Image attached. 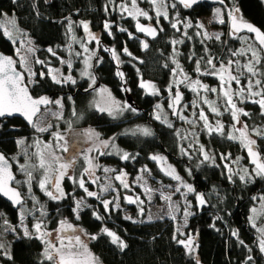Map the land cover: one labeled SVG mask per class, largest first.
Segmentation results:
<instances>
[{
	"label": "trees",
	"instance_id": "1",
	"mask_svg": "<svg viewBox=\"0 0 264 264\" xmlns=\"http://www.w3.org/2000/svg\"><path fill=\"white\" fill-rule=\"evenodd\" d=\"M122 1L0 0V19L4 12L8 13L15 26L37 46L35 54L41 65L36 66L37 81L30 91L34 97L53 94L52 101L61 97L63 112L60 118L52 121L54 131L69 130L71 124L72 130L92 127L101 137H112L121 152L100 154L99 160L114 165L128 180H132L143 168H147L157 180H167L150 158L163 153L183 178L192 184L195 192L203 197V205L194 202L193 214L187 223L188 231L197 233L194 253L188 254L178 243L171 220L132 222L125 219L120 210H106L97 199L85 196V191L76 181L78 171L74 178L63 180L64 198L56 201L42 197L44 214L48 218L46 228L57 230L64 218L77 224L88 235V250L102 264H264V256L257 246V228L251 222L255 200L264 193V177H246L242 181L237 176H230L221 159L227 153H240L242 162L251 168L253 166L248 162L246 151L227 135H209L204 129L194 132L198 145H192L184 137L185 131L178 115L172 117V110L168 114V123L152 115L158 103L162 100L166 103L170 99L173 87L170 91L169 86L176 79L173 76V69L176 68L174 60L183 73L190 78L195 77L198 74L197 61L203 58L201 72L208 67L206 50L217 58V64L221 60L225 63L232 58V52L239 51V35L232 36L225 28L219 39L203 38L196 22L198 17L211 12V4L201 3L186 9L174 0L173 9L165 21L161 19L159 25L152 20L159 29V35L154 40H148L134 32L135 21L121 11ZM139 2L144 6L147 3L146 0ZM224 4L238 9L243 19L264 31L263 0H224ZM174 14L176 18H173ZM184 20L191 24L187 30H184ZM105 22L112 25L111 29H105ZM84 23L88 24L98 41L92 67L96 83L94 87H89V79L80 76L77 68L81 66L77 59L73 60L72 69L75 83H56L47 74L46 67H58L61 59L68 58L69 53L78 47L77 40L83 36ZM121 28L127 31L122 32ZM128 33H132V37ZM142 39L146 40L147 48L142 46ZM173 41L183 42L174 44ZM125 48L131 55L124 52ZM15 49L16 44L0 31V51L14 57ZM111 49H115L118 60L113 58ZM15 65L18 67L16 61ZM260 66L264 72L263 58H260ZM39 71L43 75H39ZM118 71L124 74L123 79L117 75ZM141 80L154 84L158 94H147L140 86ZM209 80L214 83L213 79ZM98 85L109 87L116 98L134 106L137 111L125 109L117 118L98 111L93 105L94 88ZM183 93L185 101L193 99L189 91L183 89ZM192 107L196 115L197 107L193 104ZM250 109V123H261L257 109ZM184 112L181 109V113ZM223 116L227 118V113ZM169 124L172 126L169 127ZM33 126H27L18 118H0V152L11 161L14 171L12 155L18 150L19 142L30 145L28 143L35 136ZM133 126L148 127L152 135L126 134ZM199 146H203L212 159L204 160ZM256 147L264 157V136L257 138ZM124 152L130 154L129 159H121ZM17 179L19 175L16 173V187ZM86 185L91 188L89 183ZM17 188L23 192L21 189L24 187ZM75 197H82L85 202L77 218L73 211ZM26 204L24 201L21 206ZM128 209L134 214V206ZM0 210L10 223H18V210L12 209L2 199ZM94 212L100 219L94 216ZM103 229L111 230L118 237L117 242H113V237ZM44 248L41 238L19 235L10 243L9 254L0 256V264H53L43 257Z\"/></svg>",
	"mask_w": 264,
	"mask_h": 264
},
{
	"label": "rangeland",
	"instance_id": "2",
	"mask_svg": "<svg viewBox=\"0 0 264 264\" xmlns=\"http://www.w3.org/2000/svg\"><path fill=\"white\" fill-rule=\"evenodd\" d=\"M146 2L147 3L144 6L140 4L139 0H137V8L147 12L148 15L152 17L151 19H147L143 16L133 18L128 15L127 11H123L124 15L130 18L132 21L152 22V20H155V22H157V16H156L157 8L159 7V10L161 12L166 11L168 15L171 13V10L173 9V5H174V0H157V4L155 5L151 3L150 0H146ZM165 2L167 4L166 8H164L163 6ZM121 4H125L129 10H132L131 0H123ZM234 9L235 7L225 9L224 7L214 6L209 14L198 17L197 22L202 24L203 27L198 26L197 22H196V26L200 30L203 38L207 40L216 39L215 36L213 35L216 33L220 34L221 37L225 33V28H227L228 30V22L230 18L229 11ZM217 10H219V14H217ZM176 17H177L176 14H174L173 18ZM161 19H163L164 21L166 20L163 15L159 16L158 18L159 25L162 23ZM221 19L224 21V23L219 22ZM10 21L14 22L12 17L8 13L4 12L0 19V31L3 34H5V29H6L10 35H6V34L5 35L16 44L14 58L18 66L17 68L21 70L24 74L22 83L26 84L30 88L37 81L36 66L41 65V61L36 57L35 54L37 46L30 38L24 35L21 32V30H19L15 26V23L14 24L9 23ZM185 24H189V22L185 21ZM185 24H184V30H187L189 27H185ZM83 31L84 32L82 38L77 40L78 47L74 48L69 53L68 58L61 59V63L58 67H51V66L46 67L47 74L51 77V79L54 82H56V80L53 79L54 76L57 77V79H60L61 77L71 76L72 80L75 81V76L72 73V69L74 68L73 60L77 59L79 60L81 66L80 68L77 66L78 67L77 69H79L78 71L80 76L89 79V84L94 87L96 81L93 84L92 79H90L89 76L81 75V73L85 69V60L91 57L89 61L91 67L88 69V71L92 75L93 58L96 55L98 41L96 35L92 33L89 28L86 31L83 26ZM205 33L208 34V37L205 36ZM92 36H95L96 39H92ZM238 37L240 44V49L238 52L243 51V52H247V54L244 56H235V57L232 56V58L230 59L239 60L241 64L247 63L248 60L251 58V51L249 50V46H251V48L256 51L259 59L262 58L260 49L254 42H252L249 36L239 35ZM142 42L146 43V40L142 39L141 43ZM85 48H87V51H85ZM29 49H31V51H29ZM92 53H95V55L93 56ZM37 61H39V63ZM227 62H225V64H227ZM69 63L71 64V67H69ZM64 66H67L66 67L67 69H64L63 68ZM217 67L219 68V64H217ZM256 67L262 72V68L260 64L256 65ZM38 74L41 75L42 72L39 71ZM233 74H235V72ZM248 78L249 75L247 73L243 77H241V85L246 86L248 83ZM180 79H183L182 74H177L175 80H180ZM209 79H213L214 83H212V81H210ZM255 79H264V76L258 75L256 77H253V80ZM191 80L192 81L199 80L201 84L207 85L209 88H217L218 90L220 88V80L218 75H202L198 73L197 76L191 77ZM61 83H65V82H61ZM69 83L72 82L69 81ZM177 87L182 95L179 109L185 110L184 113H181L180 111V115L184 116L186 119H181L180 115H178V118L181 121L182 123L181 125L185 131L184 137L187 138V140H190V143L192 145H198L197 140L194 137L195 135L194 132H198L203 129L207 131L204 128V121L199 120V111L201 108H203L208 120L212 123L213 126H215L217 121H219L221 124L224 125L225 133H230L235 131L233 128V119L231 116V112L224 111L223 101H220L219 103V110L222 113L221 115L213 114L209 110L208 105L203 103L204 99H207L209 101H217L218 100L217 93H212V92L205 93L203 90H201L199 96H197V93L192 90L193 85L186 86L184 83H181L177 86L174 85L173 82V91L169 94L170 99H168L166 103H164L163 100L162 103H158L157 105H160V109H157L155 107L153 109L152 115L156 116L157 114H159L161 115V119L165 122V118H166V123H168V114L172 110V108H169V104L172 103V99L175 95V92L177 91ZM231 87L233 90H235L239 86L233 82ZM262 87H264V85H262ZM105 89H107V91H104ZM183 89L189 91V94L193 96V99L191 101L184 100ZM255 91H260V89L257 88L255 89ZM256 99H258V97ZM57 100L60 101V104L56 103ZM194 101L196 102V104L193 103ZM116 104L123 105L125 104V102L116 98L111 92L109 87L104 85H98L94 88L93 105L98 111L100 110L97 107V105H99V107L108 109V108H115ZM192 104L195 105V107H197L196 105H199V107H197L198 113H196V115H194L195 113L192 110L193 108ZM237 107L243 109L244 111L249 113V115L247 116L241 115L240 116L241 123L237 124L236 127L239 128L242 127L243 125H247L248 126L247 131L249 136L251 137V139L257 142V138L259 136H264V113H262V109L258 104L252 103L251 99H246L242 103L237 101ZM252 107H255L257 109L258 112L257 114L261 118V123H255V124L250 123V121L252 120L250 108ZM62 112H63L62 99L61 97H57L52 101V103L47 108H44L41 111V113L36 117L35 122L33 124L35 136L31 140V142L28 143L30 144L29 145L30 148L29 146H25L23 142H19L18 150L12 155V160L15 163V172L19 175V179H17L16 185L17 187H21V186L24 187L21 190L23 191L22 194L27 204L17 209L18 210L17 224L10 223L7 220V218L4 216L2 210H0V245H2V247H0V256L2 255L6 256L9 254L10 243L12 242V240L17 239L19 235L27 237L30 236L29 234L31 233L34 232L37 233L38 231L34 226L38 222L42 223V227L40 230H42L43 237L49 240H53V239L55 240L59 235L57 230H55L54 232L51 231L49 232L43 221V216H45V214H44L42 197L50 198L47 195V191H54L55 189L53 188L51 183H48L46 185V190H42L40 188V181L44 179L46 172L45 170L39 168V155H38L39 153H43V155L46 158V162L52 165V168L47 169L49 181L59 177L60 188L62 191H63V186H62L63 180L66 177L74 178L75 172L78 171L79 176L77 177L76 180L78 185L83 174L85 187L88 189V191L95 192L99 196V199L97 197L94 198L97 199L99 203L101 202V204H103V201H109L110 203L108 209H111L113 211L120 210L122 216L125 219H128V217H130V219L128 220H131L132 222L155 221L161 219L171 220L175 227V235L178 238L177 240L178 243L185 248V251L188 254H193L195 250L194 238L196 235L190 232V230L188 231L187 223L189 218L193 214L194 202L198 201L197 195L199 193H196L195 190L193 192H187L186 188L181 187V182H183V184L190 185L193 188L192 184H190L185 178H183V176L177 171L176 166L173 163H171L163 153H159L156 154V156L164 158V161H166V163L158 162L156 160L154 161L167 180L164 181L157 180L155 177L152 176L151 172L144 171V168L141 169V171L138 172L137 175L132 180H128L121 172L117 171L114 165L103 163L99 160V155L102 153H113V154L117 153L113 147H109L107 149L98 148V145L102 140H111L114 143L115 147L118 148L116 146V143L113 141L112 137L103 138L100 136L97 130L92 127L84 128L81 130L69 129L65 131H58V130L54 131L52 129V121L57 118H60ZM103 112L108 113V111H103ZM226 113H227V118L223 116V114ZM121 114L115 116L110 115V116L117 118ZM257 120L258 117L255 118L256 122ZM136 127L138 126H133L131 130L135 129ZM139 127H143V126H139ZM39 129H46V130L40 131ZM89 131H94L95 133H98L99 139H96L94 137L92 140H89L88 138ZM256 132H260L261 135H257ZM57 133L62 134L65 137V139L62 141H57V137H56ZM236 134L238 135V133ZM236 141L239 143V146L242 150L244 151L247 150V148L244 145H242L238 139ZM64 147H67L68 151L66 152L63 151L62 149ZM199 148L201 149V146H199ZM89 149H92V151L90 152ZM53 156L60 157L61 159L58 161H53L52 160ZM223 157L224 159H222V161L224 162L225 168L230 174V176H237L239 178L242 175L246 176L247 178L258 177L255 174V172L252 171L253 167L249 168L250 166L248 167V165L242 162L240 153H236L234 155L227 153ZM71 159H74V164L72 165V167H70L67 170L66 174L63 177H60L59 174L60 164L65 163ZM203 159H204V155H203ZM169 166H171V169H174V174L178 175L181 178L180 180H176L172 176L166 174L167 171L171 170L169 169ZM105 168L109 169L110 171L106 173L104 171ZM86 169L89 170L91 175H89L85 171ZM245 169H248L247 174L245 173ZM29 172L32 173L31 179L28 176ZM117 175L122 176V181L115 179ZM93 180H95L96 182L93 183L92 182ZM87 183L91 185V188L86 185ZM35 184H36V188L34 187ZM108 184H110L111 187L107 191H101V188L105 187ZM125 184H127L128 187H125L124 186ZM177 187H181L180 192L176 191ZM84 194L85 196H87L86 192H84ZM127 194L132 195L135 198V205L133 211L135 215L132 213L131 209H128V207L125 204L124 196ZM57 195H59V193H57ZM165 197H170V199H165ZM55 200L57 201L59 199H55ZM77 201H82V203L80 205L78 212L73 210L76 218L80 214L85 204L84 198L75 197L74 209L77 206ZM262 205H264V193L261 194L259 197H257L251 211V222L257 228V246L259 248V251H261L262 255L264 256V251L261 250V246H260V240L262 234L259 231V229H264V208H262ZM141 209H143V211H141ZM253 209L256 210L255 213L253 212ZM185 211L191 213V215L187 216L186 220H185ZM62 221H66L67 224H70L73 229L77 230L75 234L80 235L81 240L87 247L88 235L77 224H74L72 221L68 220L67 218H64ZM66 226L67 225H65L64 227ZM60 227L61 225L58 228ZM25 230H27L28 232L27 235L25 234ZM68 231L69 234H72L71 230ZM44 233H52V235L47 236L44 235ZM57 240L59 241V239ZM189 240L191 241V243L188 245V247H185V244H187ZM180 241H184L185 244H181ZM59 243L57 246H59ZM43 257H45L44 254Z\"/></svg>",
	"mask_w": 264,
	"mask_h": 264
},
{
	"label": "snow or ice",
	"instance_id": "3",
	"mask_svg": "<svg viewBox=\"0 0 264 264\" xmlns=\"http://www.w3.org/2000/svg\"><path fill=\"white\" fill-rule=\"evenodd\" d=\"M150 2L153 3L154 5L157 4V0H150ZM219 2L223 3V0H219ZM180 3L183 4L185 8H191L194 5L200 3V0H180ZM131 4H132V10H129L125 4H121L120 8L122 11H127L128 15L133 18H136L139 16H143L147 19L152 18L148 15L147 12L137 8V0H131ZM163 6L164 8L167 7L166 2L164 3ZM234 12L238 13V9L229 11V15L230 17H232V20H233V23H232L233 31L231 33L232 35H235L237 32L241 30L240 26H238L236 23V16L233 14ZM217 14H219V10H217ZM161 15H163L165 19L168 18L167 12L166 11L161 12L158 7L156 11L157 23H159L158 18ZM219 22L224 23L222 19ZM9 23L14 24V22L12 21H10ZM197 23H198V26L203 27L202 24H200L199 22ZM83 26L85 30L87 31L88 24L84 23ZM172 26L173 28L176 27L175 24H173ZM190 26H191L190 23L185 24V27H190ZM111 27H112L111 24H109L108 22H105V29H111ZM242 27L247 29L249 32L255 33L256 40L259 42V45L261 47H264V33H261L257 28H255L250 23H243ZM136 29L139 32H145L147 35L153 36V37L156 36L157 34V31L155 28L151 26L145 27L141 25L139 22L136 23ZM120 31L124 32V31H127V29L121 28ZM5 34L10 35L6 29H5ZM109 34L111 35V32H109ZM128 34L130 37H132V33H128ZM213 35L215 36L216 39L220 38V34L218 33L213 34ZM205 36L208 37V34L205 33ZM92 39H96V37L92 36ZM182 42L183 41H173L174 44L182 43ZM142 44L145 48H147L148 45L146 43L142 42ZM249 50L251 51V58L245 64H241L239 60H233V59H229L227 64H225L221 60L219 61V68H218L217 58L213 57L212 54L208 52L207 50H206V55L208 59L206 63L208 67L205 69L203 73H201V63L203 61V58L202 60H199L196 62L197 73H200L202 75H218L219 80H220L219 90L217 88H209L207 85L201 84L199 80L192 81L191 78L187 76V74L183 73L181 66L175 60H174V63H176V68L173 69V76L175 77L177 74H182L183 79L174 80V85L178 86L181 83H184L186 86L193 85L192 90L197 93V96H199L201 90H203L205 93L212 92V93L218 94L217 101H209L207 99H204L203 103L208 105L209 110L213 114L221 115L222 113L219 110V103L220 101H223L224 111L231 112V116L233 119V128L235 131L230 132V133H225L224 125L221 124L219 121H217L216 125L213 126L212 123L208 120L203 108H201L199 111V120L204 121V128L207 130L209 135H212L213 133H218L220 135H227L229 139H233V140L238 139L241 142V144L247 148L249 157L251 158L250 163H252L255 166L252 169V171H254L257 176H260V175H264V157H262L260 153L255 149L256 142L255 140L251 139V137L249 136L248 131H247L248 126L243 125L242 127H239V128L236 127L237 124L241 123L240 122L241 115H244V116L249 115V113L237 107V101L242 103L246 99H251V102L258 104L260 108L262 109V113H264V87H262V85H264V79L253 80V77H256L258 75L264 76V72H261L256 67V65L260 64V59L256 51L252 49L251 46H249ZM29 51H31V49H29ZM49 51H51V49H49ZM85 51H87V48H85ZM106 51H108V49H106ZM110 51L112 52L113 58L118 60L115 49H111ZM124 52L127 53L128 55H131V53H128L127 48L124 49ZM246 54L247 52H243V51L241 52L234 51L231 53L233 57L244 56ZM92 55L94 56L95 53H92ZM90 59L91 57L85 60V69L84 71H82L81 75L89 76L90 79H92V82L94 84L95 77L92 76L91 73L88 71V69L91 67V64L89 62ZM37 62L39 63V61ZM165 66L167 67V65ZM69 67H71L70 63H69ZM234 72L235 74H233ZM246 73L249 75V78H248V83L245 86V85H241V77H243ZM117 75L123 79L124 74L122 72L118 71ZM53 79L56 80L57 83H61V82L67 83L69 81L72 83H75V81L72 80L71 76L61 77L60 79H57V77L54 76ZM21 80H22V76L20 73H17L15 71L13 60L8 57L0 56V116H3L5 114L12 115L13 113L18 112L24 115L29 120V122L32 123V117L36 114L37 106H39L40 104H48L49 101L45 97H41L39 99H33L29 95L27 88L21 86ZM233 82L239 86L235 90H233L231 87ZM91 86L92 85H90L89 87ZM140 86L145 89L147 94H151V95L158 94V90L156 89V86L152 84L151 82H145L141 80ZM172 87L173 85L169 86L170 91ZM257 88H259L260 91H255V89ZM124 90L127 91V89H124ZM104 91H107V89H105ZM257 97L258 99H256ZM181 98H182V95L177 87V91L175 92V97H174V103L176 105H179ZM56 103L60 104V101L57 100ZM193 103L196 104L195 101ZM196 106L199 107V105H196ZM97 107L99 108L101 112L108 111L109 115H113V116L121 114L125 109L130 110L132 112L137 111V109L134 106L129 105L127 103L123 105L116 104L115 108H108V109L99 107V105H97ZM156 108L160 109V105H157ZM169 108H173L172 103L169 104ZM180 111L181 110L178 107L173 108L172 114L180 115ZM155 118L159 120L161 119V115L157 114ZM180 118L186 119L182 115H180ZM165 122H166V118H165ZM171 126L172 125L169 124V127ZM69 129H71V124L69 125ZM39 130L45 131L46 129H39ZM236 133H238V135ZM126 134H131L133 136L138 135V134L143 135V136H150L152 135V131L148 127L138 126L135 129L127 130ZM256 134L261 135L260 132H256ZM56 137H57V141H62L65 139V137L59 133L56 134ZM94 137L96 139H99V134L95 133L94 131H89L88 133L89 140H92ZM109 147H113L117 153H119L120 151L118 148L115 147L114 143L111 140H102L100 141L98 145V148L107 149ZM62 150L65 152L68 151L67 147H64ZM89 151L91 152L92 149H89ZM182 151H184L186 155L188 154L186 150L182 149ZM201 152L204 155V160L212 159V157H210L207 154V152L204 151L203 146H201ZM102 154H109V153H102ZM38 155H39V168L42 170H45L46 172L44 179L40 181V188L42 190H46V185L48 183H51L55 190L47 191V195L51 199H54V200L64 198L66 194L60 188V178L57 177L49 181L47 169L52 168V165L46 162V158L43 155V153H39ZM129 158H130V154L127 152H124L121 155V159L123 160H127ZM131 158L135 159V157H131ZM150 158L158 162L166 163V161H164V158L158 157L156 155H152ZM60 159H61L60 157H56V156L52 157L53 161H58ZM221 159H224V157L222 156ZM73 164H74V159L68 160L67 162L60 164L59 166L60 177H63L66 174L67 170L70 167H72ZM169 169H171V166H169ZM85 171L89 175H91L88 169H86ZM104 171L107 173L110 170L105 168ZM144 171H148L147 168H145ZM247 172H248V169H245L246 174ZM166 174L172 176L176 180L181 179L178 175L174 174V169L167 171ZM28 176L31 179L32 173L29 172ZM69 178L71 179L72 177H69ZM229 178L231 179V177ZM13 179L14 178L9 171L8 161L2 154H0V193H3L5 196H10V198L13 200V203L19 205L22 203L20 199V193L16 191L14 188H12L9 183ZM115 179L122 181V176L117 175ZM240 179L242 181L246 180V176L242 175L240 176ZM92 182L95 183L96 181L93 180ZM79 186L80 188L84 189L88 197H97L99 199V196L97 193L88 191V189L85 187V183L83 180V174L80 179ZM124 186L128 187L127 184H125ZM110 187L111 185L108 184L105 187L101 188V191H107ZM181 187L186 188L187 192L194 191V189L190 185L183 184V182H181ZM181 187H177L176 191L180 192ZM57 193H59V195H57ZM165 199H170V197H165ZM197 200L199 204L201 205L205 203V200L199 194L197 195ZM81 203L82 201H77V206L74 209V211L76 212L79 211ZM109 203H110L109 201H103V204L106 210L109 207ZM262 208H264V205H262ZM141 211H143V209H141ZM253 212L255 213L256 210L253 209ZM93 214L94 216H96L97 219H100L97 213L94 212ZM188 215H191V213L185 211V220L187 219ZM128 219H130V217H128ZM60 223H61V227L57 229V232L59 233L58 239L60 241L59 246H57L56 244H53L51 241H45V243L48 245L44 253L45 258L48 261H52L53 264H91V262L94 260V257H92L91 254L88 252V249L86 245L83 243V241L81 240L80 235L75 234L77 230L73 229L72 226L70 224H67L66 221H61ZM65 225L67 226L64 227ZM34 227L37 229V231H39L42 227V223L38 222ZM68 230H71L72 234H69ZM103 231L108 232L107 229H103ZM259 231L262 234L261 240H260V246H261V250L264 251V229H259ZM25 234L26 235L28 234L27 230H25ZM233 234L235 235V233ZM44 235L50 236L52 235V233H44ZM108 235L113 237V242H117L118 237H116L114 233L108 232ZM91 238L95 239V237H91ZM180 243L185 244L184 241H180ZM190 243L191 241L189 240V242L185 244V247H188ZM120 244H121V247L123 248L124 245L122 241L120 242ZM0 247H2V245H0ZM249 259H251V257H249Z\"/></svg>",
	"mask_w": 264,
	"mask_h": 264
},
{
	"label": "water",
	"instance_id": "4",
	"mask_svg": "<svg viewBox=\"0 0 264 264\" xmlns=\"http://www.w3.org/2000/svg\"><path fill=\"white\" fill-rule=\"evenodd\" d=\"M178 2L180 3V0H178ZM201 3L219 4V5L222 4V5H223V4H224V0H223V3H220L219 0H200V3H198V4H201ZM198 4H196V5H198ZM180 5H181L182 7H184L183 4L180 3ZM196 5H194V6H196ZM194 6H193V7H194ZM193 7H191V8H193ZM184 8H185V7H184ZM191 8H186V9H191ZM233 14L236 16V23H237L238 26H240V29H241V30H240L239 32H237L235 35H232V34H231L232 31H233V29H232V23H233V20H232V17H230V20H229V22H228V30H229L230 34H231L232 36H237V35H242V34H246V35L251 36L252 39H253V41L255 42V44H256V45L258 46V48L260 49L261 54H262V58H263V61H264V47H261V46L259 45V42L256 40V34L253 33V32H249L247 29L243 28V27H242V24H243V23H250V24L253 25L255 28H257L261 33H264V31H263L262 29H260L257 25H255L254 23H252V22H250V21H248V20L243 19L239 11H238V13L234 12ZM137 22H139L141 25H143V26H145V27L151 26V27L155 28L156 31H157L156 36H154V37H153V36H149V35H147L145 32H139V31H137V29H136V23H137ZM133 27H134V32H135L137 35H140V36H142L143 38L148 39V40H154V39H156L157 36L159 35V29H158L157 26H156L153 22H151V21H147V22H143V21H135L134 24H133ZM0 56L11 58V59L13 60V62H14V68H15V71H16L17 73H20V74H21L22 79L24 78V74H23V72H22L21 70H19V69L16 67V65H15V60H14V57H13V56L8 55V54H5V53H3L2 51H0ZM21 86L27 88L29 95H30L33 99H39V98H41V97H45V98L48 99L49 103H48V104H40L39 106H37L36 114L32 117V123H30L29 120H28L24 115H22L21 113H18V112H17V113H13L12 115L5 114V115H3V116H0V118H2V119L18 118V119L22 120L27 126H31V125L34 124L36 117L41 113V111H42L44 108H47V107L50 105V103L52 102V99H53V94H43V95H40V96L34 97V96L31 94L30 88H29L26 84L22 83V80H21ZM174 97H175V96H174ZM177 107H179V105H176V104L174 103V98H173V108H177ZM173 108H172V113H173ZM172 113H171L172 117H173V118L176 117V115H173ZM255 149L258 151V149H257L256 146H255ZM258 152H259V151H258ZM0 154H2V155L6 158V160L8 161V164H9V171H10L11 175H12L13 178H14L12 181L9 182V183H10V186H11L12 188H14L16 191H18V192L20 193V199H21L22 203L19 204V205L14 204V203H13V200L10 198V196H5L3 193H0V199H2L3 201H5L6 203H8V204L11 206L12 209L17 210V209L23 204V202H24V196L22 195L21 191H20L16 186H14V181H15V179H16V173H15V171H14L13 164L11 163V161H10V160H9V159H8L3 153L0 152ZM246 156H247V159H248L249 164H250L251 166L255 167L252 163H250V159H251V158L249 157V154H248V151H247V150H246ZM262 176L264 177V175H262ZM124 199H125V204H126L127 207L130 208V207H133V206L135 205V198H134L132 195L127 194V195L124 196ZM130 201H132V202H130ZM107 230H108V232H112V231L109 230V229H107ZM108 232H106V233L108 234ZM109 236H110V235H109ZM115 236H116V235H115ZM196 238H197V233H196V236H195V240H196Z\"/></svg>",
	"mask_w": 264,
	"mask_h": 264
},
{
	"label": "flooded vegetation",
	"instance_id": "5",
	"mask_svg": "<svg viewBox=\"0 0 264 264\" xmlns=\"http://www.w3.org/2000/svg\"><path fill=\"white\" fill-rule=\"evenodd\" d=\"M211 6H212V9H213V7L214 6H220V7H224L225 9H228V7L225 5V4H221V5H219V4H211ZM192 9V8H191ZM211 9V10H212ZM229 20H230V18H229ZM22 193V192H21ZM23 195V194H22ZM24 201H25V198H24ZM40 209V208H39ZM43 221H44V224H47V221H48V218L46 217V216H43ZM56 229H54V230H48L49 232L51 231V232H54ZM30 236H32V237H35V238H41L42 239V241H43V243L45 244V248H44V252H45V249L48 247V245L45 243V241H51L53 244H56V245H58V243H59V241L57 240L58 239V237L54 240H49V239H47V238H45V237H43V233H42V230H39L37 233L36 232H34V233H31V234H29ZM28 237V236H27ZM89 251V250H88ZM44 252H43V254H44ZM90 252V251H89ZM91 253V252H90ZM91 255H92V257H94V260L91 262V264H102L96 257H95V255L94 254H92L91 253ZM45 258V257H44Z\"/></svg>",
	"mask_w": 264,
	"mask_h": 264
}]
</instances>
